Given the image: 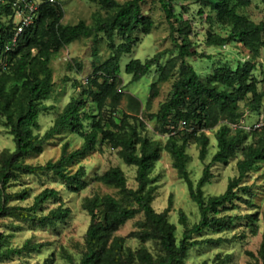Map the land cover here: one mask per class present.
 <instances>
[{
    "label": "trees",
    "instance_id": "obj_1",
    "mask_svg": "<svg viewBox=\"0 0 264 264\" xmlns=\"http://www.w3.org/2000/svg\"><path fill=\"white\" fill-rule=\"evenodd\" d=\"M25 1L34 3L36 11L32 22L16 34L18 22L14 21L13 0H0V120L14 145L12 151H0V220L8 218L34 227H54L57 222L65 220L70 211L60 203L57 190L45 187L33 196L30 205L22 206L20 202L29 198L30 189L23 187L8 192L10 184L16 183L21 176H51L70 192L83 190L86 187L84 168L78 166L74 172L67 168L92 153L97 143H105L110 149L117 150L123 164L134 167L136 187L127 186L126 178L118 167H110L94 176L95 182L116 189L118 197L93 194L83 199L81 209L89 216V224L83 235V250L78 264H180L186 252L193 247H218L224 242L221 237L202 239L203 235H220L242 218L248 223L256 221V214L228 213L241 205L252 206V184H246L245 179L256 163L264 161V127L249 129L250 132H259L253 133L257 138L254 144L245 143L247 133L240 127L244 112L238 104L246 101L247 111L258 113L264 97V89H258L260 81L254 75L256 68L252 61L237 63L234 67L221 64L201 78L186 61L187 58L210 59L209 54L198 53L194 48L193 22L181 20L173 3L157 0L176 53L164 61L167 50L143 61L132 59L123 69V73L129 76V84L139 81L151 69L157 74V82L173 77L168 98L155 113H148L150 101L156 96V82L149 85V95L143 101L133 94H123L119 65L121 57L133 51L138 41L137 34L146 35L152 28L151 20L140 6L145 0L121 3L87 0L110 13L103 18L94 15L91 25L83 21L74 25L61 24L63 9L56 0ZM177 1L196 4L200 15L203 7H209L215 20L228 28L225 37L207 32L206 46L238 42L252 57L264 48V40L261 39L264 22L254 23L238 13L252 0ZM259 1L264 5V0ZM92 36L105 39L108 57L92 65L91 73L79 85V95L69 98L47 131L41 136L34 134L33 131L39 128V114L47 110L44 101L52 92L49 68L52 57L79 38ZM77 71L80 72L79 65ZM76 84L75 81L73 88L77 87ZM123 97L131 113L122 112L117 117ZM88 104L93 108L88 109ZM144 117L156 122L158 135L165 138L163 149L172 160V168L185 183L189 199L197 208L198 221L189 227L184 214L178 211L182 233L177 243L175 226L167 218L170 200L161 212H155L151 207L155 185H151L149 175L158 158L159 144L142 134L147 130ZM215 125H218L214 133L216 152L193 186L186 171L185 149L191 143L198 145L199 159L203 161L208 144L203 131ZM64 132L81 138V146L68 151L63 144L55 161L48 160L42 165L24 163V158L41 154L46 142ZM237 152L240 158L235 163L236 175L228 179L225 190L218 195L204 196L201 188L213 177L211 167L214 164L226 165ZM49 200L59 204L42 214L43 205ZM136 215H141L142 219L134 222L135 230L123 237L116 236V231ZM7 238L0 232V264L14 257L31 255L46 245L26 239L19 246H8ZM126 239H134L141 244L154 242L158 253L152 255L145 247L131 251L124 247ZM246 254L254 259V264H264V238L256 256L251 252ZM65 259L74 264L68 256ZM214 261L216 264H228L230 255L222 258L216 255ZM42 264L51 263L44 261Z\"/></svg>",
    "mask_w": 264,
    "mask_h": 264
},
{
    "label": "rangeland",
    "instance_id": "obj_2",
    "mask_svg": "<svg viewBox=\"0 0 264 264\" xmlns=\"http://www.w3.org/2000/svg\"><path fill=\"white\" fill-rule=\"evenodd\" d=\"M35 1L37 2L38 0ZM115 1L121 3L126 0ZM166 1L174 4L175 13L180 16L181 20L188 19L193 22L191 30L194 32L192 41L195 43V50L198 53L205 52L210 55V59H186L201 78L206 77L215 66L227 64L234 67L237 63L250 60L256 68L254 75L260 81L258 89H264V48L259 50L257 56L252 57L249 51L238 42L227 43L224 46L208 47L204 43L205 34L210 32L225 37L228 33L226 25L223 23L219 24L215 20L214 13L209 7H203V13L200 15L198 13L199 6L191 1ZM58 2L63 9V18L61 20L63 25H74L79 21H83L86 25H91L94 15L103 18L110 14L102 10L97 3L87 0H59ZM140 6L142 12L151 20L152 28L146 35L137 34L138 41L133 51L121 57L119 63L122 78L121 90L123 94H133L143 101L149 95V85L156 82V96L152 98L146 110L148 113H155L159 105L168 98L173 77L164 82H157V74L154 69H151L139 81L129 84V76L123 73L124 66L129 60L138 59L143 61L159 51L167 50L168 52L163 58L164 61L175 55L176 51L174 44L168 37V24L157 0H145ZM238 13L254 23L264 22V5L259 0H252L247 7L239 9ZM14 21L18 22V18L16 17ZM261 39L264 40V35ZM108 55L109 49L105 39L100 36H92L79 38L59 50L52 57L49 63L53 83L52 92L48 99L44 101L47 110L39 114V128L33 131L34 134L41 136L47 131L54 117L61 111L69 98L79 95L81 90L79 85L91 73L92 65L102 62ZM77 65L80 67L79 73ZM75 81L78 84H76V88H73ZM245 103L246 101L238 104L239 109L244 112L240 124L249 127L259 118V115L264 116V97L258 113L247 111ZM143 105L144 103H142L141 108H143ZM87 107L89 109L92 106L88 104ZM122 112L131 113L125 97L119 103L117 117H120ZM144 120L147 130L142 134H145L151 140H156L159 144L158 158L149 175L151 185H155L151 207L155 212H161L167 207L168 200H170L171 207L167 218L168 222L175 226L174 237L177 243L182 233V226L178 224V211L184 214L186 224L189 227L198 221L197 208L189 199L185 183L178 178L176 170L172 168V160L163 149L165 138L158 135L156 122L154 120L148 121L146 117H144ZM1 124L2 120H0V151L3 149L12 151L14 145L11 136L7 134ZM217 127L218 125H215L211 129L203 131L208 138L203 161L199 159L200 148L198 145L191 143L185 149L187 154L186 171L193 186L196 185L200 178L205 164L211 161L212 155L216 152L214 133ZM246 133L245 143L254 144L257 139L254 134L259 132L246 130ZM63 144H66L68 151H72L81 146L82 140L77 135L64 132L46 142L42 147L41 154L31 155L24 158L23 161L29 165H42L48 160L55 161L59 157ZM239 158L240 155L237 152L234 159L229 160L226 165L214 164L211 167L213 177L208 184L201 188L204 196L218 195L225 190L228 179L236 175L235 163ZM78 166H82L86 173L84 178L86 187L80 191L70 192L66 190L58 180L53 179L51 176H21L16 183L10 184L8 192L18 191L23 187L30 189L29 198L20 202L22 206L30 205L33 196L43 188H53L58 191L60 203L69 209L70 214L65 220L57 222L54 227H34L17 220L1 219L0 232L8 236V246H19L26 239H31L35 243H46L38 252L21 258L14 257L11 261L4 264H42L44 261H48L51 264H70L65 259L66 256L74 264H78L83 250V235L89 224V216L81 209L83 199L93 194H110L116 198L118 197L116 189L105 187L95 182L93 180L94 176L103 173L110 167H118L126 178L127 186L132 189L136 187L134 167L123 164L118 157L117 150L110 149L105 143H97L92 153L70 165L67 170L74 172ZM245 182L248 185L252 184L253 196L250 199L252 206L248 208L241 205L238 209L228 213L233 215L256 214V221L248 223L246 219L242 218L228 231L220 235H203L202 239L206 237H221L224 242L218 247L195 246L186 252L180 264H216L214 261L216 255H220L221 258L224 255H230L228 264L255 263L254 259L250 258L246 253L251 252L256 256V250L262 238H264V161L258 162L253 166ZM58 204V202L49 200L43 205L42 214H46L48 210L57 207ZM139 219H142L141 215H136L134 219L121 226L115 235L126 236L129 232L135 230L134 222ZM124 247L131 251L139 247H145L152 255L158 253L157 245L150 241L141 244L134 239H126Z\"/></svg>",
    "mask_w": 264,
    "mask_h": 264
},
{
    "label": "built area",
    "instance_id": "obj_3",
    "mask_svg": "<svg viewBox=\"0 0 264 264\" xmlns=\"http://www.w3.org/2000/svg\"><path fill=\"white\" fill-rule=\"evenodd\" d=\"M48 1L53 2V0ZM13 7L15 8V18H18V27L16 29V34H18L23 27H26L32 22L37 6L25 0H13ZM240 127L243 130L262 128L264 127V116L259 115V118L249 127H245L244 125H240ZM232 128L235 127L232 126Z\"/></svg>",
    "mask_w": 264,
    "mask_h": 264
}]
</instances>
